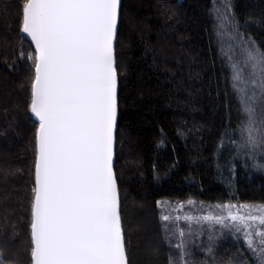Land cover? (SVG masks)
<instances>
[{
  "label": "trees",
  "instance_id": "16d2710c",
  "mask_svg": "<svg viewBox=\"0 0 264 264\" xmlns=\"http://www.w3.org/2000/svg\"><path fill=\"white\" fill-rule=\"evenodd\" d=\"M220 2L230 5L238 31L264 50V0L121 1L114 172L129 264H168L169 254L177 253L166 242L158 202L195 200L202 208L264 204V171L243 157L227 164L229 137L239 135L232 122L238 108L215 40ZM20 4L0 0V253L5 264L30 262L37 125L28 114L34 75L28 53L34 51L20 34ZM207 229L206 224L199 228L197 264H253L242 238L222 232L210 241Z\"/></svg>",
  "mask_w": 264,
  "mask_h": 264
},
{
  "label": "snow or ice",
  "instance_id": "6c2138e0",
  "mask_svg": "<svg viewBox=\"0 0 264 264\" xmlns=\"http://www.w3.org/2000/svg\"><path fill=\"white\" fill-rule=\"evenodd\" d=\"M224 7L216 9L218 35L231 41L225 55L239 101V139L229 137L227 164L243 157L264 171V50L244 39ZM120 8V0H21L20 31L35 48L28 111L38 122L29 264H129L113 165ZM158 207L165 239L170 246L176 240L168 264H195L186 238L193 224L208 225L210 241L216 226L228 229L253 264H264V204H222L202 216L171 214L183 205Z\"/></svg>",
  "mask_w": 264,
  "mask_h": 264
},
{
  "label": "rangeland",
  "instance_id": "374dc122",
  "mask_svg": "<svg viewBox=\"0 0 264 264\" xmlns=\"http://www.w3.org/2000/svg\"><path fill=\"white\" fill-rule=\"evenodd\" d=\"M225 4L227 5V13L226 14L229 17H233V15L231 13L230 5L227 2H220L219 5H216V9L219 8L220 9V13H224L225 12V7H224ZM216 9H215V25H214V27H215V40H217V49H218L219 58L222 61L223 66L228 70L229 80H230L229 84H230V86L232 88L231 69H230L229 64H228L227 56L225 55V53L228 52V50H229V45H230L231 41L228 39L227 36L218 35V32L220 31V29L218 28V25L220 24V20L218 19V15L219 14H218ZM240 34L244 37V39H248L249 38V37H246L243 33H240ZM233 92H234V95L236 96V107L239 109V101H238L237 94L234 91V89H233ZM238 119H239V115H238L237 120H236V117H234V121L232 120V122L233 123H237ZM230 121H231V117L229 118V123H230ZM232 129H234V126H232ZM236 138L239 139V135ZM192 201H193V204H191V205H189L188 202H186L184 204H179V203H176V202L167 203V204L172 205V206L183 205V209H182V211L180 213H175V212L171 213L173 216H175L177 214H180V215L190 214V215H194V216L195 215H201L202 216V215L207 214L209 211H212V210L216 209V206H217V205H210L209 207H203L202 208V207H200L198 205V203L195 202V200H192ZM163 203L164 202H162V204ZM225 204H247V203L228 202V203H225ZM249 204L250 205H262V204H253V203H249ZM159 211H160V215H161L162 211H163L161 207H159ZM168 211L171 212V209H168ZM180 224H181V227H183V228H184V225H185V229H187L186 222L181 220ZM202 226L193 224L192 225L193 234L191 236L186 237L187 240H188L189 249L191 250V252L193 254L196 253L195 249H199L200 248L199 241L202 243L200 230H199V228L202 227ZM222 232L225 233V232H230V231L228 229H221L219 226H216L215 231L213 233L214 239H218L222 235ZM230 233L232 234V232H230ZM166 242L169 244V242L167 240H166ZM172 242H173V244L171 243V246H170V244H169V246H170L172 252H174V249H176L175 246H174L175 243H176V240H173ZM191 259H193V256H192ZM194 261H195V264H197L196 260H194Z\"/></svg>",
  "mask_w": 264,
  "mask_h": 264
},
{
  "label": "water",
  "instance_id": "95a60500",
  "mask_svg": "<svg viewBox=\"0 0 264 264\" xmlns=\"http://www.w3.org/2000/svg\"><path fill=\"white\" fill-rule=\"evenodd\" d=\"M121 1H122V0H120V2H121ZM119 15H120V14H119ZM118 23H119V22H118ZM20 34H21L22 38H23L25 41H27V42L31 45L33 51L35 52L34 45H32L30 38L27 37V35L24 34V33H22V32H20ZM115 42H116V40L114 41V49H115ZM117 96H118V88H117ZM28 114H29L30 119H31L35 124H38V122L36 121L35 117L32 116V114L30 113V111H28ZM117 121H118V115H117ZM116 130H117V126H116V129H115V136H116ZM114 160H115V142H114ZM113 165H114V161H113ZM34 181H35V177H34Z\"/></svg>",
  "mask_w": 264,
  "mask_h": 264
}]
</instances>
